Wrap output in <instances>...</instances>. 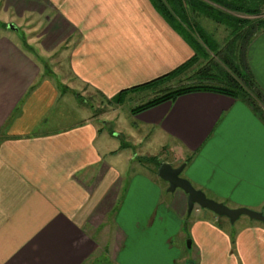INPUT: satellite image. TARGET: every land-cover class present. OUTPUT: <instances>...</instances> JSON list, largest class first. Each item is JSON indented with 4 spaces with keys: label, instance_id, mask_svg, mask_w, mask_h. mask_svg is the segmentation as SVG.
I'll list each match as a JSON object with an SVG mask.
<instances>
[{
    "label": "crops",
    "instance_id": "obj_1",
    "mask_svg": "<svg viewBox=\"0 0 264 264\" xmlns=\"http://www.w3.org/2000/svg\"><path fill=\"white\" fill-rule=\"evenodd\" d=\"M0 15L37 21L23 30L0 20V264H264L263 223L230 224L198 207L187 220L186 195L168 193L156 170L185 164V178L210 199L263 211V107L199 92L135 115L148 134L168 140L172 160L149 161L154 170L124 188L134 174L106 161L103 120L50 128L65 118L64 95L88 109L75 85L110 99L173 71L193 51L149 0H0ZM62 59L67 78L56 84L47 68ZM246 63L264 97V30ZM184 237L191 259L182 257Z\"/></svg>",
    "mask_w": 264,
    "mask_h": 264
},
{
    "label": "rangeland",
    "instance_id": "obj_2",
    "mask_svg": "<svg viewBox=\"0 0 264 264\" xmlns=\"http://www.w3.org/2000/svg\"><path fill=\"white\" fill-rule=\"evenodd\" d=\"M232 15L236 17H240L242 19H249L253 21L258 18H264V9H263L262 15L260 16H244V15H239V14H232ZM190 17L195 21L194 23L197 24V27H199L201 32H203V35L206 36V40L210 42L211 45L213 43L215 44V46L217 47L216 52L218 51L219 57L232 54L234 58L236 57L238 58V56L242 55V52H243L244 56H243L242 64L244 63V65L242 64L241 66L238 65L239 66L238 68L241 69V72L243 73H245L246 70H248L247 63H246V49L249 45L246 48L243 46L241 47L239 43V39L235 38L234 35L230 33V31L222 24H216L211 19H208L207 17H203L201 15H198V16L190 15ZM0 20H5L10 23L12 22V24H14L15 26L23 30L25 29L30 30L31 28H34L37 23V21L33 18L32 19L28 18L27 19L28 21H25L22 23L19 20L4 18L2 17V15H0ZM38 31L39 30L35 31L34 34L37 33ZM29 34H31V32ZM9 35L12 36L13 33L9 32ZM193 35L196 39L199 40L200 35H197V33ZM28 47L29 46L27 45V48ZM190 49L192 50V48ZM28 52L32 54V56L35 57V54L30 49L28 50ZM194 53L195 52L193 51V55ZM208 55L209 56H206V58L198 55L200 57L198 58L197 63L192 68L187 70L180 77L176 78L173 81L166 83L160 88H157L155 90L138 92L134 94L130 93L129 95H127L125 102L123 104H120L119 107H117L115 103L111 104V101L109 100H111L112 98L110 99H107L105 97L102 98L94 90L84 86L83 84L75 85V88L79 90V91L75 90L76 91L75 94H78L79 96L82 95L81 96L83 97L82 100L86 101L87 105L85 106L88 109H85L83 105H79L74 96L66 93L63 97L65 100L66 109L60 110L64 112V113L62 112L61 113L63 114L62 116H64L65 118L57 119L54 123L50 125V128L56 129L59 127L71 126L89 116L90 118H99L100 120H103L102 124L99 123L101 125L100 129L102 130L100 141L102 138L103 139L102 141L107 146V148L106 146H101L103 154L106 155V161L117 164V168L119 169V171L125 172L124 175H126V173H130V176H131V173L134 174V179H130V178L127 179L126 176H124L125 178L123 180V186L124 188L128 187L132 185L131 181L135 182L139 180L138 176L141 175L142 172L151 170V166H152V170H154V167H153L154 164L151 165V163L149 162L150 159H159L161 161L172 160V155H169V146L167 147L168 140L167 141L161 140L160 137L156 133L148 134L150 132L142 128V126H140L136 122L135 116L131 115L130 113L131 108L136 107L145 102H148L149 100L153 99L155 96L160 95L159 93L161 91L164 92L167 90L177 88L182 85H188V84L198 82L196 73L200 69L204 67H207V68L211 67V70H212V68H214V60L217 56L213 55V53L211 55L209 53ZM61 62L63 64L62 66H58V68L54 67L52 65L53 63H51V66L50 64L49 65L47 64L49 66V68H47V74H50V72H53V70L56 73V78H55L56 84L58 82H61L60 79L66 80L65 78H67V68H66L65 62H63V59ZM236 64H239L238 60H236ZM208 82L209 84L216 85V86L222 85L221 83H219V81L215 79L208 80ZM104 122H108L109 124L105 125ZM108 149L115 151L112 154H117L116 158H112V156L106 154ZM185 167L186 168L181 173V176H183V178H185V176H187L188 174L189 166H185ZM138 172H140V174H137ZM152 178L154 179V181H160L156 177H152ZM204 194L209 199L213 197V195L209 193L208 194L204 193ZM223 205L226 206L227 208H230L226 204H223ZM240 208H244V207H240ZM230 209H236V208H230ZM245 209H248V208H245ZM198 210L200 211L198 213H201V214L205 213L207 215L215 216L214 214L206 210H202L199 208ZM249 210H252V209H249ZM116 211L117 209L114 212L116 213ZM252 211L264 214V210L261 212L257 210H252ZM195 213L196 211L193 209L192 214H195ZM186 215L187 216L185 219L191 216L188 214ZM191 218H193V216ZM218 218L224 219L225 217L224 218L218 217ZM248 221H252V220H250L246 216H240L239 219L236 221L237 222L236 225H239L242 222H248ZM185 227L186 226L184 224V228ZM186 232L183 231V233L185 234ZM188 240L189 238L185 239L184 237V238H181L179 242L182 257L185 260L186 258H189V255H190V259L192 258L190 254V250L187 249Z\"/></svg>",
    "mask_w": 264,
    "mask_h": 264
},
{
    "label": "trees",
    "instance_id": "obj_3",
    "mask_svg": "<svg viewBox=\"0 0 264 264\" xmlns=\"http://www.w3.org/2000/svg\"><path fill=\"white\" fill-rule=\"evenodd\" d=\"M149 2L165 23L196 54L194 53L189 60L165 75L119 92L109 100L111 104H123L127 95L130 93L134 94L160 88L192 68L200 56L206 58V56H209V53L210 55L213 53V55L217 56L214 60V68L212 70L211 67L200 69L196 73L198 82L182 85L164 92L161 91L159 93L160 95L155 96L148 102L133 107L130 111L131 115H138L161 104L172 103L178 97L199 92H210L232 99L242 100L256 111L258 110V106L264 108V97L255 86L249 71L246 70L243 73L238 68V65L241 66L242 64L244 53L242 52V55L238 56V58H234L232 54L219 57L215 44L213 43L211 45L206 40V36L203 35V32H201L197 24L194 23L195 21L190 17V15H201L211 19L216 24H222L235 38L239 39L241 47L246 48L252 38L264 30V18H258L252 21L236 17L232 14L260 16L263 13L264 0H149ZM195 33L200 35L199 40L194 37L193 34ZM236 60H238L239 64H236ZM211 79L219 81L222 85L216 86L209 84L208 80ZM150 161L154 162L155 159ZM160 165V163H157V169Z\"/></svg>",
    "mask_w": 264,
    "mask_h": 264
},
{
    "label": "water",
    "instance_id": "obj_4",
    "mask_svg": "<svg viewBox=\"0 0 264 264\" xmlns=\"http://www.w3.org/2000/svg\"><path fill=\"white\" fill-rule=\"evenodd\" d=\"M185 168V164L178 167H172L168 163H162L157 169V177L165 182L168 193L176 190L182 191L187 197V214L190 215L194 207L206 210L215 216L225 217L230 224H234L240 216H246L250 220L264 224V214L258 213L245 208L230 209L221 203L215 202L206 197L199 189H196L190 181L181 177V173ZM191 241H187V248H190Z\"/></svg>",
    "mask_w": 264,
    "mask_h": 264
}]
</instances>
